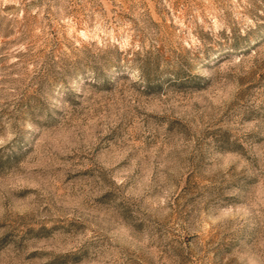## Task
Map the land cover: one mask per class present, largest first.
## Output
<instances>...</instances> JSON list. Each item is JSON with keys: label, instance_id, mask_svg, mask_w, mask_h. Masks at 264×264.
Wrapping results in <instances>:
<instances>
[{"label": "rangeland", "instance_id": "obj_1", "mask_svg": "<svg viewBox=\"0 0 264 264\" xmlns=\"http://www.w3.org/2000/svg\"><path fill=\"white\" fill-rule=\"evenodd\" d=\"M0 264H264V0H0Z\"/></svg>", "mask_w": 264, "mask_h": 264}]
</instances>
